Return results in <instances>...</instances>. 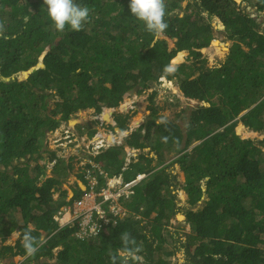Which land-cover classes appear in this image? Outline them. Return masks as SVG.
<instances>
[{"label": "trees", "instance_id": "1", "mask_svg": "<svg viewBox=\"0 0 264 264\" xmlns=\"http://www.w3.org/2000/svg\"><path fill=\"white\" fill-rule=\"evenodd\" d=\"M241 1L264 14V0ZM182 2L165 0L164 35L175 40L168 51L166 40L147 32L133 16L130 0H75L90 9L89 22L79 32L69 26L57 31L43 0H0L2 264H14L15 257L23 258L19 264H125L122 233L134 239L129 248L139 249V259L127 264H170L173 251L163 248V232L179 210L176 176L168 170L173 164L183 173L189 206L183 213L189 264H264V137L250 140L235 133L241 123L264 134V28L238 10L236 0L188 1L180 15ZM213 16L233 42L224 63L210 68L200 50L214 38ZM183 51L191 61L167 71L170 59L182 58ZM162 77L198 102L184 132L175 122H157V110L151 108L149 119L124 142L133 149L153 144L156 158L139 154L124 167L123 145L101 148L94 162L109 176L121 174L124 183L143 177L119 199L126 213L115 225L96 238H77L75 225H60L54 217L84 191L75 184L67 200L62 186L73 166L47 148V134L81 109L98 114L103 107L116 108L132 87L139 94ZM130 109L113 112L115 125L106 127L126 130ZM83 127L93 135L90 125H77ZM166 153L174 157L167 164ZM203 197L202 206L193 209ZM28 228L40 241L31 256L22 246ZM13 233L19 236L8 243Z\"/></svg>", "mask_w": 264, "mask_h": 264}, {"label": "rangeland", "instance_id": "2", "mask_svg": "<svg viewBox=\"0 0 264 264\" xmlns=\"http://www.w3.org/2000/svg\"><path fill=\"white\" fill-rule=\"evenodd\" d=\"M188 1L193 0H183L181 8L178 10V13L180 15L183 14L184 9L187 5ZM238 6V10L244 9V11L248 12L251 17H254L258 23L261 24V28H264V14L258 12L251 4L236 0ZM211 23L213 26V35L214 38L210 42L209 46L206 48H203L200 50L201 52V58L206 59V67L215 68L219 67L224 63L226 60L229 47L232 44L233 41L227 38L224 25L221 23V21L213 16L211 19ZM157 38H163L167 42V48L168 51L173 49L174 42L172 38H169L164 35V33L160 36H157ZM184 54L182 56V60L179 63H173L170 59V68H175L178 64L182 62H186L188 59V52L183 51ZM191 61V59H188V62ZM28 72H24L22 75L26 77ZM49 102H52V98L47 99ZM198 104L197 101L186 99L182 96L181 92L178 89V86L176 82L174 81H168L165 77L160 78V82L152 84L149 88L145 89L141 93L136 92V87H132L131 90L126 92L123 95L122 102L119 104L118 107L113 108V112L115 111H127L129 108H132L130 110H133V114L129 118L127 122V129L124 131H115L113 128H108L106 126H100L98 121L100 118L93 109H81L78 112H76L74 115L71 116L69 119L70 122H62L61 125L58 127V129H61L63 126H69L71 130L75 133L78 137L87 138L89 141L86 142V144L90 143V140L93 136H90L88 134V131L90 129L83 127L77 129L78 124H86L90 125L92 129H94V134L98 131V129L105 131L107 133L105 143L103 145V149H106L110 146H118L123 145V158H124V164L125 167L131 160H136L139 154L147 153L149 152V156L156 158L155 152L152 151L153 144L143 148V149H131L130 147L125 145L124 138L128 136L133 130H135L139 125L144 123L149 119V114L151 112V108H154L157 110L155 120L157 122H163V121H171L177 123L181 129L182 132H184V129L189 121V115L192 109L195 108V106ZM107 109V108H106ZM111 109V108H109ZM104 111V109H102ZM102 111V113H103ZM112 112V109H111ZM109 114V120H105L106 122L110 121V115ZM101 113V114H102ZM100 114V116H101ZM104 120V119H103ZM95 121V122H94ZM100 121V120H99ZM241 124V123H240ZM238 125V124H237ZM243 126V125H242ZM245 128V127H244ZM88 129V131H87ZM237 126L235 127V133L239 135L243 139H261L264 137V134L255 132L254 135L245 137L242 134H238ZM244 131H249L247 128L244 129ZM49 137V135H48ZM47 137V139H48ZM111 138L108 140V138ZM82 142V141H80ZM196 144V143H195ZM194 145V144H193ZM192 145V146H193ZM48 149L53 150L52 146H47ZM101 148L97 150V153L100 152ZM191 148V147H190ZM189 148V149H190ZM73 150L67 151L64 149L58 150V154L62 155L59 158L64 159L65 161H71L70 163L73 166L72 171L69 173L68 178L65 180L64 185L62 186V189L67 191V194L70 196L72 195V191L74 188V185H77V180L80 181V178L78 175H82V172L87 169L86 167V161L91 159V163L94 162L95 152L93 150H90L91 155L86 154L85 152L77 153L78 155H74ZM122 156V152L119 153ZM45 156L47 157L48 154L45 153ZM166 162L167 164L169 161H171L174 157L171 154H165ZM43 160L41 161V163ZM95 163V162H94ZM156 163V160L151 162V165H154ZM88 164V163H87ZM96 164V163H95ZM51 163L48 165L47 174L50 175V168ZM99 166V165H98ZM100 167V166H99ZM123 167V168H124ZM100 169L107 174V172L100 167ZM168 170L171 172L173 176H176V206L177 213L174 215V218L170 220V224L168 228V233L163 232V236L166 238V242L164 244V249L172 250L173 254L169 258L170 264H189V254L187 250L185 249V233L189 232V225L184 221V211L189 208L188 204L186 203V194L182 190L183 182H184V176L183 173L179 171V167L177 164L169 165ZM74 176L75 179H72L71 176ZM109 176V175H108ZM112 176V175H110ZM103 177V176H102ZM141 177V176H140ZM139 177V178H140ZM103 180L105 182V178L103 177ZM81 184V183H80ZM82 185V184H81ZM98 185H103V183H100L98 180ZM76 190V188H74ZM58 196V193L54 195V198ZM205 199V197L202 198L201 201L196 204L193 209H198L202 206V201ZM123 200V198L121 199ZM120 202V200H119ZM177 215H181L183 219H177ZM139 218V217H138ZM19 234H17V237L12 234L8 238V243H13L17 238ZM60 247H56L54 250H52L53 258L49 260L50 263H54L55 255L57 253V250ZM23 258L21 257H15L13 259L14 264H19L22 262ZM141 260V259H140ZM0 264L2 262L0 261Z\"/></svg>", "mask_w": 264, "mask_h": 264}, {"label": "built area", "instance_id": "3", "mask_svg": "<svg viewBox=\"0 0 264 264\" xmlns=\"http://www.w3.org/2000/svg\"><path fill=\"white\" fill-rule=\"evenodd\" d=\"M99 120L100 126L114 125L113 121L106 122L103 119ZM97 130L95 134L93 133L90 143L86 144L89 141L86 137H78L69 126H63L61 129L57 128L47 134V137L49 135L47 143L48 146H52V151H55L58 157L62 156L58 154V150L61 149L67 151L73 150L76 156L82 152L91 155L90 150H93L96 154L97 150L103 147L107 135L105 131L98 128ZM54 162L52 161L51 165ZM86 163L90 164V168L82 172L83 181L80 180V183L85 188L83 190L84 194L70 205L62 207L54 217L60 225H75L76 230L74 235L79 239L98 237L105 230L106 226L109 224L115 225L117 220L125 215V209L121 207L119 199L127 197L131 193V187L140 177L137 175L135 180L124 183L121 174L108 176L97 164L91 163V159L87 160ZM96 174L106 179L102 186L98 185ZM66 215H68L67 218Z\"/></svg>", "mask_w": 264, "mask_h": 264}, {"label": "clouds", "instance_id": "4", "mask_svg": "<svg viewBox=\"0 0 264 264\" xmlns=\"http://www.w3.org/2000/svg\"><path fill=\"white\" fill-rule=\"evenodd\" d=\"M43 3L47 6L48 15L53 21L55 29L57 31L63 32L66 26H69L72 31L79 32L83 30L84 25L89 22V7L86 5H79L75 3V0H43ZM129 7L133 16L138 20L144 22L145 30L147 32L153 34L154 36H160L167 29L168 24L164 19L166 13L165 0H130ZM27 19L28 18L25 17L26 21ZM3 32L4 25L3 23H0V35H2ZM167 71L174 72L175 69L168 68ZM104 108L106 107H103L101 109ZM102 111L100 110V113L97 114L99 115V117ZM112 121L113 116L110 122ZM114 125L111 126L114 127ZM114 130L118 131L115 128ZM139 176H141V178L143 177V175ZM71 196L68 197L71 198ZM32 231L33 230L31 228H28L22 234V246L25 249L26 253L30 256L36 254V252L39 250L38 244L40 243L37 237H34L32 235ZM121 241L126 248V252L123 256L125 264H127V261L129 260L133 262L137 261L139 259L137 255L139 249L128 247L130 243H134V239L130 238L129 233H122ZM113 259H115V257Z\"/></svg>", "mask_w": 264, "mask_h": 264}, {"label": "bare ground", "instance_id": "5", "mask_svg": "<svg viewBox=\"0 0 264 264\" xmlns=\"http://www.w3.org/2000/svg\"><path fill=\"white\" fill-rule=\"evenodd\" d=\"M181 60H182V58L180 56H177V57H175L172 60V62L173 63H179V62H181ZM110 112H111V109L104 108V111H103V113L101 114L100 117H102L104 120H109V114H110ZM244 129H245L244 126H242V124L238 123L237 129H236V131H237L238 134H242L245 137H248V136H251V135H254L255 134L254 131H251V130L244 131ZM110 139L111 138L109 137L108 140H110ZM67 217H68V215H66V218ZM177 219L180 220V219H183V217L181 215H177Z\"/></svg>", "mask_w": 264, "mask_h": 264}, {"label": "crops", "instance_id": "6", "mask_svg": "<svg viewBox=\"0 0 264 264\" xmlns=\"http://www.w3.org/2000/svg\"><path fill=\"white\" fill-rule=\"evenodd\" d=\"M89 155H90V154H89ZM71 177H72V179H75V177H74L73 175H72ZM76 182H77L78 187L81 189L80 181L77 180ZM68 196H69V195H68ZM70 196H71V195H70ZM65 219H66V218H65ZM13 234L17 237V234H18V233H13Z\"/></svg>", "mask_w": 264, "mask_h": 264}, {"label": "water", "instance_id": "7", "mask_svg": "<svg viewBox=\"0 0 264 264\" xmlns=\"http://www.w3.org/2000/svg\"><path fill=\"white\" fill-rule=\"evenodd\" d=\"M111 109H112V108H111ZM113 111H114V110L112 109V112H111V115H110V121L112 120V116H113L112 114H113ZM110 121H108V122H110ZM68 122H70V120H69ZM140 178H141V177H140ZM140 178H138V179H140ZM82 185H83V184H82ZM81 190H84V189L81 187Z\"/></svg>", "mask_w": 264, "mask_h": 264}, {"label": "flooded vegetation", "instance_id": "8", "mask_svg": "<svg viewBox=\"0 0 264 264\" xmlns=\"http://www.w3.org/2000/svg\"><path fill=\"white\" fill-rule=\"evenodd\" d=\"M101 111H102V109H101Z\"/></svg>", "mask_w": 264, "mask_h": 264}]
</instances>
